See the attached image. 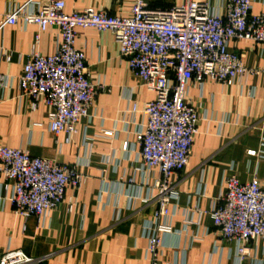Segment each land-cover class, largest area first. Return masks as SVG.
Here are the masks:
<instances>
[{"label":"crops","instance_id":"obj_1","mask_svg":"<svg viewBox=\"0 0 264 264\" xmlns=\"http://www.w3.org/2000/svg\"><path fill=\"white\" fill-rule=\"evenodd\" d=\"M27 1L0 0V25ZM64 1L66 13L93 9L129 17L134 7V0ZM145 1L153 9L185 2ZM201 1L225 16L227 0ZM261 13L264 0H253L252 14ZM59 43L55 26L44 32L36 25L0 29V73L11 78L10 85L0 89V145L60 165H76L85 180L78 190L68 188L63 203L39 219L14 212L11 183L0 179V259L8 251H22L39 259L38 264H150L145 226L154 223L159 174L142 167L136 135L145 125L144 109L155 93L120 58L110 31L78 28L75 46L86 56L89 80L105 90L98 92L75 134L56 136L48 126L52 108L43 102L34 107L30 97L20 94L18 79L33 50L51 56ZM228 49L243 54L247 67H264V44L232 40ZM187 101L201 121L189 166L171 177L179 196L170 203L171 232L163 236L158 262L264 264V240L249 242L248 255L240 262L237 245L220 236L210 214L227 176L264 183V77L241 76L231 86L192 81ZM250 150L258 155L250 156Z\"/></svg>","mask_w":264,"mask_h":264},{"label":"built area","instance_id":"obj_2","mask_svg":"<svg viewBox=\"0 0 264 264\" xmlns=\"http://www.w3.org/2000/svg\"><path fill=\"white\" fill-rule=\"evenodd\" d=\"M65 7L64 0H28L1 22L0 29L21 24L36 25L40 32L51 26L60 31L54 55L33 50L28 57L18 79L20 94L30 97L34 107L43 102L52 108L50 131L70 138L81 120L88 118L98 92L105 90L104 85L95 86L89 80L86 56L75 46L77 29L113 34L120 58L155 93V99L144 109L146 122L136 137L142 167L159 174L154 223L145 226V234L150 264H160L163 236L171 232L167 222L170 203L179 196L171 177L189 166L201 121L196 107L187 101L188 85L194 81L202 86L210 80L231 86L241 76L264 77V67L249 68L243 54L228 49L232 40L264 44V13L252 14L253 0H227L225 16L201 0H185L167 9H153L145 0H134L129 17L93 9L66 13ZM10 83L11 78L0 73V89ZM132 112H137L136 105ZM128 147L126 143L125 150ZM248 154L257 156L258 152L250 150ZM0 179L11 183L9 199L14 212L23 218L39 219L63 203L68 188L78 190L85 180L76 165H60L2 145ZM210 214L220 236L237 245L242 262L248 255V243L264 240V183L257 178L243 183L235 174L227 176L224 192ZM39 262L22 251H8L0 259V264Z\"/></svg>","mask_w":264,"mask_h":264}]
</instances>
